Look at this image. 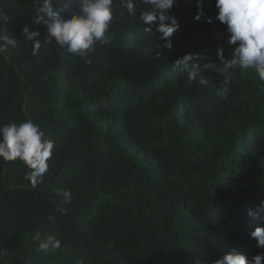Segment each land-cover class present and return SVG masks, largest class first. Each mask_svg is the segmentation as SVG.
<instances>
[{
  "label": "trees",
  "instance_id": "1",
  "mask_svg": "<svg viewBox=\"0 0 264 264\" xmlns=\"http://www.w3.org/2000/svg\"><path fill=\"white\" fill-rule=\"evenodd\" d=\"M40 4L0 0L9 18L0 31L18 38L0 53V126L31 118L55 142L36 187L22 162L0 163V264H214L233 249L264 253L250 237L264 226V83L254 70H215L217 50L230 59L235 47L215 0H203L199 21L197 0H178L170 51L155 25L144 31L149 6L137 0L130 14L117 0L111 43L97 44L90 64L54 41L33 55L22 30L46 35L32 23ZM78 7L53 0L65 17ZM185 53L215 62L209 85L173 69ZM37 233L61 248L40 250Z\"/></svg>",
  "mask_w": 264,
  "mask_h": 264
},
{
  "label": "clouds",
  "instance_id": "2",
  "mask_svg": "<svg viewBox=\"0 0 264 264\" xmlns=\"http://www.w3.org/2000/svg\"><path fill=\"white\" fill-rule=\"evenodd\" d=\"M117 0H78L79 11L65 17L61 11L53 9V0H42L36 9L32 23L44 25L46 35L41 40L39 31H32L28 26L23 28V34L32 42V53L36 55L46 45L55 42L65 54L84 58L90 64L89 54L94 51L97 44L111 43V25L115 18ZM149 6L142 9L139 19L143 22L145 32L160 33L161 48L172 49L171 37L178 31L180 24L178 18L171 15V10L178 0H141ZM120 5L130 14L136 11L137 0H119ZM218 9L215 19L227 26L229 34L228 43L235 46L230 59L225 58L223 49L217 50V60L221 61L223 68H216L217 72L226 69H238L241 73L254 70L256 77L264 83V0H215ZM207 14L203 8V0H197V14L194 19L199 21ZM9 18L0 12V23L7 25ZM207 23L212 22L207 17ZM11 33V34H9ZM18 38L8 29L0 31V53H5L10 47L17 46ZM202 59L198 53H185L178 57L173 69L184 73L189 83L197 82L199 85H209L206 75H211L215 67L214 61L201 64ZM208 73V74H206ZM229 82L224 81L221 94L228 91ZM54 140L48 138L42 127L31 118L20 122H8L0 126V163L22 162L29 171L26 178L33 187L43 182L45 174L49 171V161L53 157ZM56 195L64 202H70L72 193L68 189H56ZM260 209L264 210V201ZM250 216L257 213L249 209ZM54 220V217L50 216ZM255 239L258 248L264 249V226H258L250 233ZM39 242L42 251L49 249L55 251L61 248V241L52 235L41 239L37 233L33 237ZM5 253L0 252V256ZM77 264H81L80 261ZM214 264H264V253L254 255L249 259L245 254L233 249L214 261Z\"/></svg>",
  "mask_w": 264,
  "mask_h": 264
}]
</instances>
